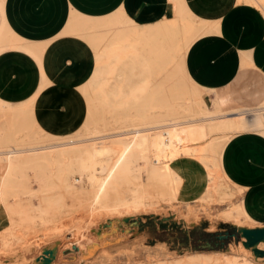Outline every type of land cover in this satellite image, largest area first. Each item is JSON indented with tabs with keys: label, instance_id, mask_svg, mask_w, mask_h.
<instances>
[{
	"label": "rangeland",
	"instance_id": "rangeland-1",
	"mask_svg": "<svg viewBox=\"0 0 264 264\" xmlns=\"http://www.w3.org/2000/svg\"><path fill=\"white\" fill-rule=\"evenodd\" d=\"M242 2H249V4L254 5L251 0H243ZM257 7L259 8L258 5ZM259 10L261 15H264L263 9L259 8ZM180 12L181 9L174 11V18L170 19V26L165 30L166 35L159 37L150 34L146 29L133 28L134 21L128 14L123 13L118 16H123L121 18H124L125 23L128 22V25H130V28H128L130 40L140 41L142 38H152V41H154L153 45H156L155 42L160 43L162 40L171 39L175 42V45L178 44L177 48L179 51L178 49L174 50L175 54L171 52L173 54H170L169 59L171 61L164 66L165 68L163 67L164 71L161 70L160 73L154 72V82L152 80V84L145 87L147 90L152 86L158 87L162 84L169 86L171 75L174 78H172V83H175L176 87H183L182 83L179 82L178 84L181 78H178L179 72L177 70H179L180 61L184 60V55H186L189 47H191L190 45L193 43V35L195 33L198 34L201 27L197 25L196 21L188 16L181 15L182 13L180 14ZM74 16L77 17L73 13L71 18ZM116 19L112 22L116 27L114 29L115 32L120 30L123 24L116 22ZM231 24L234 27H230V29L232 28L233 30L235 28L238 30V36L244 39L241 42L250 44L257 40V55L264 64V36H262V23L258 15L251 8L241 7L232 16ZM75 28L76 32L69 34L65 32L66 35L79 36L78 34L81 32L79 33L78 31L82 29L84 30V33L81 34L84 37L83 39L85 41L90 40L89 31L91 29L88 25ZM75 33L76 35H74ZM108 33L112 37L113 32H107L106 35L110 38ZM115 35L116 33L113 34V36ZM96 38L100 39V36H96ZM104 38L103 36L101 40ZM182 40L183 42H181ZM130 43L133 44L132 42ZM111 44H119V42L115 39V41H107L99 47L103 48ZM206 44L207 46H205ZM182 46L184 47L182 48ZM212 46H215V44L210 42L203 43L189 57V65L192 68H198L190 69V71L195 73L194 77L199 82H208L207 79L211 80L210 82L216 80L221 82L225 78L226 72L230 70L203 69V67L210 68L208 61L210 58L207 57L208 52L205 48L208 47L209 49ZM187 47L188 49H186ZM148 48L150 49V47ZM113 49L115 50L116 48ZM226 63L227 65L230 64L229 61H226ZM14 70L15 83L14 85L11 84L10 92L17 93V95L28 94L36 82L35 69H20L18 65V69ZM48 71L52 78L51 84L53 85L43 93L42 106H40L42 110L38 114L41 119L40 123L43 124V128L46 131L34 128L33 133H37L34 137H37V139L43 140V137L46 139L50 134L56 135V129L64 130L65 132L73 130L83 131L85 128L84 121H87L88 127L93 129L95 127L91 122L92 120L103 123V120L107 118L108 122H113L126 114L138 116L143 113L144 109H149L147 112L149 114L152 113L150 111L151 108H148L151 104L143 109L141 102L138 103V100H132V106L116 104L112 107V110L124 112L108 111L104 113L96 108L92 102L85 100L81 93V87H78L85 82L90 69H48ZM6 72H8V69H6ZM117 73L118 70H109L108 73L102 74L99 89V98L101 100H104L109 95L116 100L120 97L116 91L121 88L122 84L118 79ZM1 74L6 73L3 72ZM242 74L243 72L234 74L232 77L234 93L241 99H248V97L253 101L263 99L264 82H260L261 77L252 72H244ZM0 77L2 78L3 75ZM252 90L256 92L254 93ZM257 90L259 91L257 92ZM205 95L206 101L210 105L212 94L205 92ZM160 96L161 91L156 92L154 103L152 102L153 108L162 103ZM134 107L135 109H132ZM154 111L159 110L155 109ZM33 122L37 127L41 126L37 122L35 115ZM250 135L258 136L264 141V135H260V133H250ZM117 138L120 139L119 137H113L112 139L115 141L118 140ZM233 138L235 139V137ZM112 139L110 141H113ZM115 147L119 148L120 146L116 145ZM43 150L49 152L51 148ZM231 151L234 155L236 150L232 148ZM176 165L186 178L183 183V189L188 192L187 198L169 201L157 195L155 190L153 192L140 191L136 194L137 188L131 186V190L128 189L125 194L129 208L120 211L104 210L96 214L94 219L90 217L87 209H89L88 207L93 201L95 192L86 178L78 181L76 175L71 173V170H66L64 172L65 176L60 177L58 175L59 168L48 169L47 164L37 165V169L44 167L42 173H35L28 179L19 178L15 181L19 185L9 187V207L5 208L2 206L0 198V209L4 215V227L0 233V264H36L37 258L43 253L45 248L54 247H56V251L52 264H189L193 261H203L207 264H215L218 261V264H225L227 261L235 259L237 264H264V258L256 256L253 247L245 245L244 241H247V239L245 236L242 237L239 231L238 235L230 239L224 249L219 250H196L192 247H186L178 231L177 235L170 234L168 236L165 234L166 231H162V234L153 240L154 236L151 231H153V228L157 230V226L160 227L159 223L158 225L156 224V220L164 217H172L177 222L184 223L190 230L197 227L200 231L207 232H224L235 228L238 230V227H264V217L242 223L237 219L231 218L228 215L229 213H227L234 203H239L242 199L243 196L239 189L246 190L245 188L227 181L223 191L232 194V197L228 199H222L218 196L207 198L203 185L199 183L202 174L210 175V171L202 170L195 162L186 159L177 160ZM1 181L0 179V183ZM238 191L240 192L239 194ZM77 197L79 198L78 200ZM79 205L81 209H79ZM150 219H152V224L139 225L141 222L147 223ZM168 227L173 230L170 226ZM84 233L87 236H84ZM257 247L264 250V241L258 243ZM246 260L250 261V263H246Z\"/></svg>",
	"mask_w": 264,
	"mask_h": 264
},
{
	"label": "bare ground",
	"instance_id": "bare-ground-1",
	"mask_svg": "<svg viewBox=\"0 0 264 264\" xmlns=\"http://www.w3.org/2000/svg\"><path fill=\"white\" fill-rule=\"evenodd\" d=\"M170 1L174 4V11L181 9V15L194 20L191 16L193 14L187 8L184 0ZM239 1L242 2L243 0ZM251 1L254 5H258L259 8L263 9L264 12V0ZM246 3L249 4V2ZM72 14L73 12H69L68 17L71 18ZM262 16L264 17V15ZM121 17H118L116 22L125 24L124 18ZM87 19L78 16L72 17V27L66 29V33L76 32L75 27L77 26L89 25ZM196 23L201 28L198 34L193 35L194 40H191L192 42L203 33L215 32L220 34L218 24H202L198 21ZM121 29L123 28L121 27ZM123 31H117L118 35L115 39L119 43H124L121 40ZM78 32L81 33L77 37L83 39L84 37L81 34L84 33V30L80 29ZM128 36L129 33L126 30L123 40L132 42L134 45L138 44L139 41L130 40ZM14 37L16 36L14 35ZM103 40L92 37L88 40L89 42L87 41V44L91 45L96 54L102 49L99 46L105 43ZM18 41L20 42V40ZM153 43L152 38H149L148 47H150V50H155L154 53H150L152 56L154 55V59H151L152 65L156 69L154 72L160 73L163 67L171 61L169 59L170 54L173 55L171 52L178 49V44L175 45V42L171 39L162 40L160 43L155 42L156 45H153ZM33 48H37L35 50L39 51L40 54L46 51L45 46L41 43L33 44ZM41 56L43 55L41 54ZM180 64L177 71L179 72L178 78L180 77L182 80L179 78L178 84L179 82L182 83L183 87H176L175 83H172L173 76L171 75L169 86L163 84L158 87L153 86L151 94L142 102L143 109L151 104L148 108H151L152 113L149 114L147 112L149 109H144L143 113L138 116L135 114L134 116L121 114L122 116L113 122H108L107 118L103 120V123L92 120L91 122L95 127L93 129L88 127L87 121H84L85 128L83 131H69L56 135L49 133V137L46 139L43 137L44 139L40 140L34 137L37 133L34 134L33 129H45L34 124V108L31 109L32 112L29 111V114L32 113L31 118H28L29 115L27 117H16L8 114V111L0 109V137H2L0 138V179L2 180L0 183V198L2 206L5 208L10 206L8 199L10 195L9 187L19 185L15 182L16 180L19 178L28 179L35 173H42L44 167L37 169V165L46 164L48 169L59 168L58 175L60 177L65 176L64 172L66 170H71L78 181L84 178L89 181L95 192L94 198L92 197L93 201L87 209L92 219L104 210L120 211L129 208L125 194L131 186L137 188L136 194L140 191L153 192L155 190L157 195L169 201L187 198L188 192L183 189L186 178L176 165V161L179 159L191 160L199 165L202 170L210 171V175L202 174L199 183L203 185L207 198L218 196L222 199H228L232 197V194L223 191L227 181L236 185L234 176L237 175L231 172L228 165L230 160L226 158L227 146L233 137L239 139L250 133L264 135V101L256 107L242 106L237 104L238 101L235 102L228 92L213 90L214 100L212 106H208L204 101L205 91L207 93H212V91L206 90L201 84L192 79L189 70H185L184 60L180 61ZM49 82L48 78V85ZM160 91L162 103L153 108L155 94ZM81 93L85 100L92 102L96 108L104 113L110 111L96 105L95 99L89 92L87 81L81 85ZM155 109L159 111H154ZM45 134L47 133L45 132ZM113 137H119L120 139L117 138L118 140L114 141ZM110 139L113 141H110ZM116 145L120 147H115ZM50 148L51 151L49 152L43 150ZM239 190L243 197L239 203H234L230 207V210L227 211L228 215L242 223L264 217V193H258L254 190L246 193V190ZM137 206L139 205L137 204ZM3 219L4 215L0 209V233L4 227ZM84 236H87V234L84 233ZM235 260L227 261L225 264H237ZM217 262L215 264H218ZM246 263H250V261L246 260ZM189 264L207 263L193 261Z\"/></svg>",
	"mask_w": 264,
	"mask_h": 264
},
{
	"label": "crops",
	"instance_id": "crops-1",
	"mask_svg": "<svg viewBox=\"0 0 264 264\" xmlns=\"http://www.w3.org/2000/svg\"><path fill=\"white\" fill-rule=\"evenodd\" d=\"M184 1L193 14L191 16L194 21L220 26V34L213 32L200 35L192 43L184 57L185 70H189L192 79L206 90L212 91V93L208 92L212 94L210 105L206 101V95L204 96L206 104L212 106L213 90L228 92L233 100L238 101L237 104L242 106L256 107L261 104L264 101V95L263 99L257 102L251 99H241L234 93L231 83L234 74H239V72L256 73L261 77L260 82H264V64L257 55V40H254V43L245 44L241 42L244 39L238 36V30L230 29V27H234L231 24V18L235 11L241 7H247L253 9V12L258 15L262 23V36H264V19L259 8L239 0ZM69 12H73L85 20L88 18V26L91 29L89 38L100 36L101 39L104 36L103 41L111 42L118 35L117 31H114L116 27L111 23L123 13L128 14L134 21L133 28L146 29L155 37L164 35L166 28L170 26V19L174 18V4L170 0H0V76L3 75L2 78L0 77V109L8 111V114L16 117L29 115L28 118H31L32 113L29 114V111L32 112V108H34L35 118L43 127V124L40 123V116L38 117L42 110L40 107L42 106V97L43 93L53 85L50 83L52 78L48 69H90L85 80L89 92L96 104L110 111L124 112L112 110V107L116 104L132 106V100H138V103L142 104L150 95L153 86L149 90L145 87L152 84V80L154 82V70L156 69L151 62L154 55L150 54L155 50H150L147 46L149 39L142 38L138 42L139 45L124 41L126 30L130 28L124 19L123 29L120 28V31L124 30L121 36L124 43L107 45L95 54L91 45L87 44L88 42L84 39L64 34L66 29L72 25V20L68 17ZM107 32H113L116 35L112 34L111 37L108 33L110 36L108 38ZM208 42L215 46L209 49L205 48L208 52L207 57L210 58L208 60L210 68L203 67V69H230L221 82L217 80V82H210L209 79H207L208 82H199L194 77L195 73L190 71V69L198 68H192L189 65V57L203 43ZM38 43L45 46L46 51L41 53L43 56L39 51H36L37 48H33V44ZM226 61H229L230 64L227 65ZM18 65L20 69L28 68L36 71V82L30 92L25 95L10 92L11 84L15 83L14 69H18ZM109 70H118V79L122 84L121 88L116 91L120 95L118 100L111 95L104 100L99 98L102 74L108 73ZM3 72L6 74H1ZM82 84L78 87H81ZM11 110L13 111L11 112ZM23 113L26 114L23 115ZM55 131L57 134L65 132L57 129ZM232 148L236 150L234 155L231 151ZM226 158L230 160L228 165L231 172L237 174L234 176L236 185L245 188L246 193L253 190L264 193V141L262 138L250 134L236 140L232 138L227 146ZM160 221L177 222L172 217H164L156 220V224L158 225ZM178 223L181 229L189 232L188 226L180 221ZM157 230L153 228L151 231L154 236L153 240L162 234V231H166L167 236L177 235V229L170 230L169 227L161 229L157 226ZM187 245L188 247L191 245V237H189Z\"/></svg>",
	"mask_w": 264,
	"mask_h": 264
},
{
	"label": "trees",
	"instance_id": "trees-1",
	"mask_svg": "<svg viewBox=\"0 0 264 264\" xmlns=\"http://www.w3.org/2000/svg\"><path fill=\"white\" fill-rule=\"evenodd\" d=\"M152 219L148 220L147 223H139L140 226H144L145 224H152ZM161 229H166L170 226L173 229H177L180 234V238L185 242V246L188 247L187 243L189 241V237H191V245L196 250H206V249H224L226 244L238 235V230L232 229L231 231H216V232H207L200 231L197 227L192 228L189 232L187 230L180 229V224L178 222L171 221H160L159 222Z\"/></svg>",
	"mask_w": 264,
	"mask_h": 264
},
{
	"label": "water",
	"instance_id": "water-1",
	"mask_svg": "<svg viewBox=\"0 0 264 264\" xmlns=\"http://www.w3.org/2000/svg\"><path fill=\"white\" fill-rule=\"evenodd\" d=\"M238 231L241 233L242 237H246L247 241H244L247 247H253V251L256 256L264 258V250L257 247L258 243L264 241V227H238ZM54 248H45L43 253L37 258L36 264H52L55 259Z\"/></svg>",
	"mask_w": 264,
	"mask_h": 264
}]
</instances>
